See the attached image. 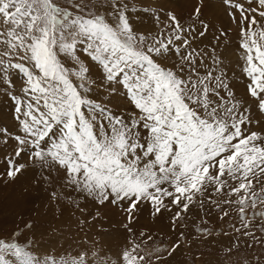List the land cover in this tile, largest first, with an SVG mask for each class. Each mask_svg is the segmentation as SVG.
<instances>
[{
  "label": "snow or ice",
  "instance_id": "1",
  "mask_svg": "<svg viewBox=\"0 0 264 264\" xmlns=\"http://www.w3.org/2000/svg\"><path fill=\"white\" fill-rule=\"evenodd\" d=\"M218 2L229 26L213 31L204 0L186 20L159 0H0V179L119 209L126 234L115 251L85 233L61 252L27 222L0 232V264H165L194 208L200 239L230 237L226 257L264 249V0ZM145 209L171 213L176 239L137 231ZM213 214L231 232L207 227Z\"/></svg>",
  "mask_w": 264,
  "mask_h": 264
},
{
  "label": "rangeland",
  "instance_id": "2",
  "mask_svg": "<svg viewBox=\"0 0 264 264\" xmlns=\"http://www.w3.org/2000/svg\"><path fill=\"white\" fill-rule=\"evenodd\" d=\"M197 0H159V3L169 10H173L182 19H187L193 10ZM202 19H205L213 26H229L227 18L220 8L218 0H204L202 9ZM148 22L145 17V23ZM234 27V26H233ZM212 31L209 32L211 37ZM233 39L235 35L233 34ZM234 44L227 49H222L223 55L227 57L226 62L234 61ZM237 71H239L237 69ZM238 83L243 84V81ZM12 111L8 102L0 97V123L10 124ZM2 162V161H0ZM2 171V169H0ZM48 185H38L34 181L30 182L27 175L19 177L16 181L5 183L0 179V232L9 233L17 227L22 228L27 222H31L37 237L43 235V241L50 248L58 251L68 249L76 250L78 243L87 233L89 238H95L102 244L109 246L114 251L124 243L125 233L121 228L124 219L119 209L112 206L94 207L91 203H81L85 212L81 213L75 207L70 206L66 201L59 204L53 203L49 199ZM97 219L93 217L97 216ZM171 213L165 212L162 216L153 218L150 210H142L138 221L133 225L137 230H148L155 234L157 243L167 246L176 239L177 233H173L169 228V217ZM203 213L193 209L189 213L185 224L179 231H183L186 242L181 248L168 258L165 264H244L246 258H252L261 254L264 249L259 245L255 249H249L242 245L238 253L228 258L224 254V248L231 243L223 241L220 236L202 240L198 237L195 228L200 225ZM209 221L206 225L214 229L215 232H231L229 221H220L217 214L205 217ZM86 220L84 231L81 232L80 221ZM204 226V225H201ZM243 243V242H242Z\"/></svg>",
  "mask_w": 264,
  "mask_h": 264
},
{
  "label": "crops",
  "instance_id": "3",
  "mask_svg": "<svg viewBox=\"0 0 264 264\" xmlns=\"http://www.w3.org/2000/svg\"><path fill=\"white\" fill-rule=\"evenodd\" d=\"M220 239L223 240V241H228V237H224V236H220ZM242 245H244V243H241Z\"/></svg>",
  "mask_w": 264,
  "mask_h": 264
}]
</instances>
